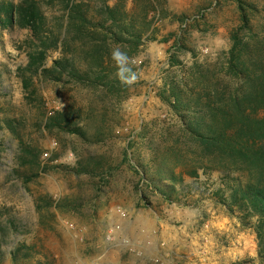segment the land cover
<instances>
[{"label":"rangeland","instance_id":"1","mask_svg":"<svg viewBox=\"0 0 264 264\" xmlns=\"http://www.w3.org/2000/svg\"><path fill=\"white\" fill-rule=\"evenodd\" d=\"M74 5L128 10L140 42ZM235 35L264 56V0H0V264H264V156L203 146L171 92L195 63L226 84Z\"/></svg>","mask_w":264,"mask_h":264},{"label":"trees","instance_id":"2","mask_svg":"<svg viewBox=\"0 0 264 264\" xmlns=\"http://www.w3.org/2000/svg\"><path fill=\"white\" fill-rule=\"evenodd\" d=\"M15 10L14 13L20 17L25 26L36 32L40 23L37 10L32 5L27 8L19 6ZM72 12L75 14L70 16L69 20L82 22L81 26L89 23L95 27L103 26L112 35L115 34L114 27L118 26L135 37V44L140 42L141 35L136 33L134 19L129 15L128 10L125 11L126 17L122 18L121 11L116 7L107 6L105 10L99 12L98 22H92L88 15L75 5L72 7ZM14 13H11V19L14 18ZM242 21H247L245 15H242ZM78 28L80 30V25ZM119 38L117 37V40ZM93 62L94 66L87 63L81 74L77 69H73V76L79 80L84 77L86 80L93 78L94 81L91 82L96 83L100 77L95 67H98L102 61L94 57ZM215 68L220 71L226 70L229 76L224 87L217 88L220 84L217 82L214 83V90L211 89L209 85L211 83L213 85V80L210 76L215 72L211 68L206 69L202 64L195 63L191 67L194 74L192 86H186L185 90L172 89L175 100L173 107L180 112L181 118L191 116L186 130L199 138L203 146L232 157L251 159L261 154L264 156V56L257 47L242 42L235 35L228 59L226 58ZM91 70H94L92 72L94 74L90 75ZM230 84L235 86L234 89ZM183 97L185 99L182 100ZM184 111L187 113H182ZM204 121L207 122L203 125H206L205 129L208 133L200 130ZM260 199L259 204L264 211V197Z\"/></svg>","mask_w":264,"mask_h":264},{"label":"crops","instance_id":"3","mask_svg":"<svg viewBox=\"0 0 264 264\" xmlns=\"http://www.w3.org/2000/svg\"><path fill=\"white\" fill-rule=\"evenodd\" d=\"M196 249L197 248H193V246H190V245H189V247H186V245H185V247H183L182 249H181V246H178V248H177L178 251H174L173 253L170 254V256H167L169 258V261H167V264H194V262L192 263V262L182 261L180 258H181V254H187V255L197 254V250ZM208 252H209V257L208 258H212L213 257V253H214L213 250H210ZM227 254L231 258H234L236 256H238V257L240 256V253H239L238 250H230V251H228ZM208 264H212V263L208 262Z\"/></svg>","mask_w":264,"mask_h":264},{"label":"clouds","instance_id":"4","mask_svg":"<svg viewBox=\"0 0 264 264\" xmlns=\"http://www.w3.org/2000/svg\"><path fill=\"white\" fill-rule=\"evenodd\" d=\"M115 55H116V58L117 59H120L121 58V54L119 52H117Z\"/></svg>","mask_w":264,"mask_h":264},{"label":"built area","instance_id":"5","mask_svg":"<svg viewBox=\"0 0 264 264\" xmlns=\"http://www.w3.org/2000/svg\"><path fill=\"white\" fill-rule=\"evenodd\" d=\"M44 156H48V154L47 153H45L44 154ZM72 157V155H69V159Z\"/></svg>","mask_w":264,"mask_h":264}]
</instances>
